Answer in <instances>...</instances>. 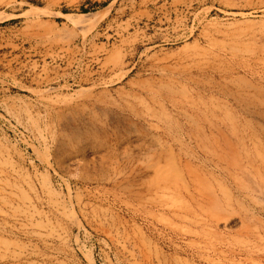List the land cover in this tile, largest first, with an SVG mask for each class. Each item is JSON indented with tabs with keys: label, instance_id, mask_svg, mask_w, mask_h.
<instances>
[{
	"label": "rangeland",
	"instance_id": "374dc122",
	"mask_svg": "<svg viewBox=\"0 0 264 264\" xmlns=\"http://www.w3.org/2000/svg\"><path fill=\"white\" fill-rule=\"evenodd\" d=\"M0 264H264V0H0Z\"/></svg>",
	"mask_w": 264,
	"mask_h": 264
}]
</instances>
